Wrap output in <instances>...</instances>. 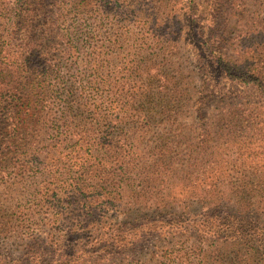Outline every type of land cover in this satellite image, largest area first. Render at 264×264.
<instances>
[{
    "label": "trees",
    "instance_id": "1",
    "mask_svg": "<svg viewBox=\"0 0 264 264\" xmlns=\"http://www.w3.org/2000/svg\"><path fill=\"white\" fill-rule=\"evenodd\" d=\"M244 1L190 0L177 14V0H151L147 10L140 9L142 0H108L105 10L91 5L93 0H14L13 6L0 0V153L12 155V164L21 152L44 154L38 163L44 172L60 164L63 176L71 173L68 186L79 192L88 189L85 183H92L94 192L120 189L116 195L128 202L117 208L139 212L146 191L129 188L128 181L134 183L132 175L140 168L139 134L150 128L139 121L143 105L159 95L158 114L169 120L160 137L169 139V147L164 144L153 162L163 169L169 161V211L176 218L169 234L180 242L179 249L169 248V264H264V105L247 96L253 91L264 101V30L239 32L221 7L232 10ZM248 1L264 8V0ZM204 3L211 30L218 29L217 40L212 46L204 41L200 52L231 91L218 83L210 90L212 75L203 65L200 78L185 80L174 59L182 23L192 26L206 19ZM80 12L87 16L72 26L71 14ZM142 20L150 40L131 41L130 29ZM231 28L235 32L229 36ZM84 49L86 64L94 68L86 81L77 76ZM126 55L129 59L118 66ZM208 95L212 106L202 113L195 104ZM163 170V175L168 172ZM157 174L144 176L149 189ZM193 208L200 214L195 216ZM107 216L90 217L95 232L73 234L70 248L34 253L28 264H73L82 239L105 250L133 245L120 222L111 225ZM188 242L190 249H183Z\"/></svg>",
    "mask_w": 264,
    "mask_h": 264
},
{
    "label": "rangeland",
    "instance_id": "2",
    "mask_svg": "<svg viewBox=\"0 0 264 264\" xmlns=\"http://www.w3.org/2000/svg\"><path fill=\"white\" fill-rule=\"evenodd\" d=\"M7 1L9 5L14 2V0ZM107 1L93 0L91 5L105 10L103 7L108 5ZM150 1L142 0L140 9L147 10L150 7ZM177 1V7L173 9L176 10L177 14L183 13L186 9V3L190 0ZM207 1L210 2L211 0ZM196 2L199 3V0H196ZM244 3L240 5L237 3L232 7V10L227 4L221 6L225 11V17L231 15L229 18L230 26L235 25L234 28H237L239 32L243 31L245 27L252 31L253 29H256V31L264 30V8H254V4L249 6L250 1L248 0H245ZM197 4L191 5L197 7ZM205 7H207L206 3L201 7L203 11L206 9ZM227 10H231V12L228 13ZM203 13L205 16L208 11L206 10ZM74 14H71L69 19L73 21L72 26L82 24L87 16V13L82 12L76 13L75 16ZM129 15H127L128 19H132L133 16ZM205 18L207 20L203 19L202 22L197 20V24L192 26L189 23H182L180 49L177 50L179 57L174 59L178 61V69L184 71L182 75L185 80L188 75L196 80L200 78L202 74L200 69L203 65L204 71L212 75L210 76L212 79L210 90L213 89L214 84L218 83L219 87L231 91L232 85L222 80L213 66L209 64L210 59L207 58L206 53L202 54L200 52V47L205 44L204 41H208L212 46L213 40H217L214 33L218 27L214 26V31H212L209 19L206 16ZM144 21H139L140 27L130 29L131 41H142L149 38L147 25L142 24ZM69 23L68 29L70 30L71 22L69 21ZM63 28L65 30L64 25ZM169 31V28L166 29L168 39ZM230 32L229 36H232V32H235V30L231 28ZM260 40H264V37H260ZM84 43L83 41V45ZM151 47H154V45L151 44ZM150 49L146 47L145 53L150 54ZM254 49L253 47L252 50L257 55L260 51H257V48L255 51ZM198 55L202 56L199 60ZM127 59H129L127 55L123 56L119 60L118 66L122 65ZM78 61L80 63L77 68V76L86 81L89 79L88 72H92L94 68L90 69L89 64H86L88 52L85 49L78 54ZM185 80L182 82L185 83ZM194 85H196V82ZM78 89L81 90L80 87ZM212 93L215 95V92ZM247 94L251 101H260L264 105V101L259 98V94L253 91ZM209 99L208 95L203 104H195V106H199V110L205 113L212 106ZM161 101L160 96L156 95L155 101L151 105H143V118L139 120L140 124L146 126V128L148 125L150 126L147 131L139 134L138 165L140 168L132 175L134 183L128 181V184L131 185L129 188L136 187L139 190L143 187L146 191L145 196L141 198L144 202L138 207L139 212L131 209L127 213L125 210L128 208L124 210L117 208L122 207V205L125 207L128 202L125 196L120 198L119 195H116L118 194L116 191L120 189L106 187V190L95 189L97 192H94L92 183H85L84 186L88 189L79 192L78 189L74 190L68 186L72 183L71 173L65 171L63 176L60 164L57 163L56 167L51 168V173L44 172L43 166L38 164L43 159L44 154L27 156V154L21 152L14 157L15 162L12 164V162H9V159L13 158L12 155L6 154L5 156V153H0V264H28V259L34 253L41 254L43 250L47 251L49 248H70L74 243L73 238L75 236L73 234H82V237H84L85 234L88 236L95 232L94 226L89 225L88 220L90 217L98 218L103 212H107L109 220H113L111 225L115 219L120 222L119 229L123 231L124 237L128 238L131 235L129 239H133L134 244L127 245V247L123 246V248L115 247L105 250L97 244H85L86 239L78 240L79 242L76 245L80 247V250H78V247L75 249L78 252H76L73 264H98L102 259L106 261V264H169V248L179 249L180 242H177L179 241L178 238H172V235L169 234L171 219H176L175 215L173 217L169 211V161L163 167L168 171L164 175L161 174L164 170L160 166H154L153 162L156 154H162L161 149H164V144H168L169 147V139L164 136L160 137L169 127V120L162 121L158 114L160 111L158 103ZM195 118L198 117L195 116ZM194 122L193 119L192 123ZM9 132L10 130L7 133ZM30 135L33 138V134ZM57 158L64 161L61 159L62 155H58ZM29 160L32 161V165ZM51 164L54 165V163ZM152 171H156L160 175L157 174V176L152 177L151 181L154 183L149 189L146 185L148 180L144 176H148ZM32 174L36 175V179L27 178ZM13 176H20V178ZM108 192L112 195H108L106 198ZM171 197H175V195L171 194ZM39 198L40 202L37 200ZM159 200L163 203H157ZM146 201L149 202L146 204ZM191 211L195 216L200 214L198 208H193ZM190 228L188 227L186 230L190 232ZM191 233H194V230ZM173 241L178 244L173 246ZM190 246L189 242L185 243L183 249L189 250ZM82 249H84V253L80 252Z\"/></svg>",
    "mask_w": 264,
    "mask_h": 264
}]
</instances>
